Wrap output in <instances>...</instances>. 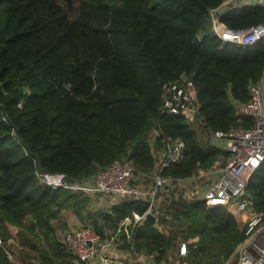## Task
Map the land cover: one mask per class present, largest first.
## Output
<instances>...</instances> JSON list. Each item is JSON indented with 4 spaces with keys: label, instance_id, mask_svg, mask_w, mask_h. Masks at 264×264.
Segmentation results:
<instances>
[{
    "label": "trees",
    "instance_id": "trees-1",
    "mask_svg": "<svg viewBox=\"0 0 264 264\" xmlns=\"http://www.w3.org/2000/svg\"><path fill=\"white\" fill-rule=\"evenodd\" d=\"M221 1L0 0V264H16L7 253L10 236L40 264H73L53 234L62 210L102 234L148 207L140 198L92 204L84 193L46 185L41 172L82 181L128 157L138 172L150 173L151 142L161 147L168 138L182 139L185 150L166 176L189 177L227 156L209 133L253 125L236 114L235 103L247 102L249 84L264 75V39L240 45L212 35L208 11ZM222 21L247 28L264 21V7L230 11ZM183 73L201 103L202 120L188 124L161 110L162 84ZM246 193L264 214V162ZM160 208L169 218L140 224L130 242L122 237V247L149 264H225L246 237L234 209L187 198ZM38 235L51 239L52 253ZM182 242L186 256L178 255Z\"/></svg>",
    "mask_w": 264,
    "mask_h": 264
},
{
    "label": "built area",
    "instance_id": "built-area-1",
    "mask_svg": "<svg viewBox=\"0 0 264 264\" xmlns=\"http://www.w3.org/2000/svg\"><path fill=\"white\" fill-rule=\"evenodd\" d=\"M254 6L264 7V0H222L208 11L210 33L223 42L240 45H251L264 39V21L242 29L230 28L222 21V16L230 11ZM262 80L263 76L259 81L249 84L250 98L247 102L235 103L236 114L253 118V125L210 132L209 142L227 152V156H218L209 168H199L189 177L163 175L165 169L183 159L185 143L180 138L165 139L161 147L154 140L151 142L155 163L150 173L138 172L128 157L115 159L82 181L66 182L63 175L39 173L46 185L68 189L73 193H84L89 196L92 204L101 203V200L109 204L121 199L136 198L148 202L143 214L133 213L120 220L115 229H104L102 234L89 222L74 215L67 216L61 245L74 258V262L146 264L147 258L139 257L131 247H122V237L125 236L126 241L130 242L136 227L143 224L149 214L155 217L156 226L161 217L169 218L160 208L162 201L187 198L205 200L211 206L234 209L239 226L245 229L246 235L234 252V264H264V214L254 208L253 201L246 193L251 177L264 162ZM200 109L198 89L188 76L162 84L163 112L181 115L188 123H192L202 120ZM186 254V242H182L178 255Z\"/></svg>",
    "mask_w": 264,
    "mask_h": 264
},
{
    "label": "rangeland",
    "instance_id": "rangeland-1",
    "mask_svg": "<svg viewBox=\"0 0 264 264\" xmlns=\"http://www.w3.org/2000/svg\"><path fill=\"white\" fill-rule=\"evenodd\" d=\"M104 207H106V206H104ZM89 208L90 209H102L100 205H89ZM69 215H73V212L70 210H63L61 212V214L59 215V218L54 219L51 222L55 241L58 242L59 245H61L62 232L67 225V223H66L67 218L66 217ZM25 223H26V225H28V223H30V217H27L25 219ZM14 229H15V227H13V230L11 229V231L13 232ZM38 236H39V240L42 243L43 247L48 252L52 253V251H53V249H51L52 245L51 244L49 245V243L52 242L51 239L48 240V242H47L45 239H43L41 237V235H38ZM1 243H2V241L0 242V244ZM56 244L53 245V248H56ZM6 245L8 247V251H7L8 257L12 262H14L16 264H40L38 255L35 252H33L32 250H30L28 247L20 246L16 242L14 237H11V236L8 237V239L6 241ZM61 247H62V245H61ZM57 263L62 264L61 262H57ZM234 263H235V259L228 261V264H234Z\"/></svg>",
    "mask_w": 264,
    "mask_h": 264
},
{
    "label": "water",
    "instance_id": "water-1",
    "mask_svg": "<svg viewBox=\"0 0 264 264\" xmlns=\"http://www.w3.org/2000/svg\"><path fill=\"white\" fill-rule=\"evenodd\" d=\"M203 35L205 36L206 33H204ZM200 41H201L200 36L196 35L195 38H194V43H195V44H199ZM186 76H187V75H186L185 73H183L181 79H185ZM262 83H263V101H264V75H263ZM185 123L188 124L187 121H185ZM143 223L154 224V223H155V217H154L153 215H150V214H149V215L146 217V219L144 220ZM10 228L13 230V227H12V226H10ZM73 264H76V263L73 262Z\"/></svg>",
    "mask_w": 264,
    "mask_h": 264
},
{
    "label": "crops",
    "instance_id": "crops-1",
    "mask_svg": "<svg viewBox=\"0 0 264 264\" xmlns=\"http://www.w3.org/2000/svg\"><path fill=\"white\" fill-rule=\"evenodd\" d=\"M101 204H102V205H104V204L106 205V201H105V200H104V201L101 200ZM73 215H74V216H77L75 213H73ZM27 217H30V216H29V215L26 216L25 219H26ZM30 219H31V217H30ZM232 259H233V258H232ZM232 259H230V260H232ZM230 260H229V261H230ZM138 263H139V262H137V264H138ZM146 264H149V260H148V262H147ZM225 264H228V261H227Z\"/></svg>",
    "mask_w": 264,
    "mask_h": 264
}]
</instances>
